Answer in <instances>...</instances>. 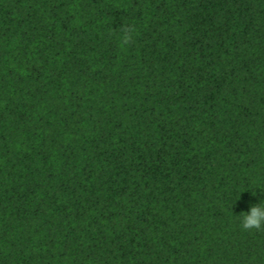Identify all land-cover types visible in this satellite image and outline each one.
<instances>
[{"label":"trees","instance_id":"trees-1","mask_svg":"<svg viewBox=\"0 0 264 264\" xmlns=\"http://www.w3.org/2000/svg\"><path fill=\"white\" fill-rule=\"evenodd\" d=\"M256 187L264 0H0V264H264Z\"/></svg>","mask_w":264,"mask_h":264},{"label":"clouds","instance_id":"clouds-1","mask_svg":"<svg viewBox=\"0 0 264 264\" xmlns=\"http://www.w3.org/2000/svg\"><path fill=\"white\" fill-rule=\"evenodd\" d=\"M135 39V29L131 25L121 26V40L126 45H132ZM260 187H256L254 189ZM249 189V190H254ZM264 192V190H261ZM244 192V191H243ZM242 193V192H241ZM240 193V194H241ZM253 195H256L253 192ZM233 212V211H232ZM240 229L246 232L264 231V198L256 203H250L246 211H241L238 215Z\"/></svg>","mask_w":264,"mask_h":264}]
</instances>
